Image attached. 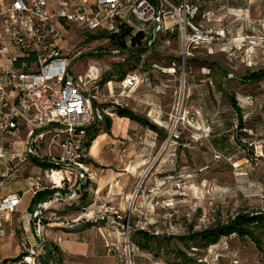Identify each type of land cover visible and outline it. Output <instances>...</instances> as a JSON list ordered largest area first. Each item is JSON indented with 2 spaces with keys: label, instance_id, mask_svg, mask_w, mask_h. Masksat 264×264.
<instances>
[{
  "label": "rangeland",
  "instance_id": "1",
  "mask_svg": "<svg viewBox=\"0 0 264 264\" xmlns=\"http://www.w3.org/2000/svg\"><path fill=\"white\" fill-rule=\"evenodd\" d=\"M232 1L199 0L198 5L206 16L203 21L206 31L224 30L225 37L193 51L185 60L184 80L180 77V46L176 36H163L164 42L156 43L149 52L138 56L131 51L144 48V43L140 40V47L132 45V37L136 35L131 36L129 32L121 38L124 48H114L109 36L100 32L87 33V36L72 28L66 32L60 47L69 59L70 73L82 78L91 70L98 75L95 104L104 110L101 116L111 114V121L115 119L111 107L118 100L119 106L135 111L162 131L151 147L145 143L149 140L150 128L140 124L119 143L110 144L108 138L101 143L104 136L94 139L84 158L92 159L93 164L83 167L85 178L81 179L79 196L48 198L51 211L61 218L49 219L52 212H45L42 221L50 227H45L44 233L47 244L59 248L61 263L181 264L171 254L172 250L180 249L196 260L195 264H264V238L261 251L248 239L239 241L235 236L222 238L207 249H195L188 241L176 239L206 229L217 220L225 221L239 211L264 212V80L244 79L250 73L264 71V56L254 52V57L246 56L244 63L242 54L231 50L232 35H236L234 39L238 36L241 39L245 30L236 31L231 19L223 18L218 23L214 15L219 9H227ZM241 2L250 6V15L246 13L245 19H260L264 23V0ZM128 57L131 62L127 61ZM247 59L257 62L252 69H248ZM172 61L176 62L173 75L153 70L150 86L141 85L130 94V99L119 97L120 71L126 74L146 71L152 64L167 68ZM108 79H111L108 81L111 93L107 90ZM230 95L235 98L239 111L229 104ZM235 121L239 128L233 131ZM97 124L104 131L102 120ZM207 126L210 133L205 138L201 130ZM49 143L47 139L39 147L40 155L46 153ZM100 145H103L101 156L94 158ZM49 151L52 156L61 155L59 141ZM32 166L28 162L9 172L12 177L6 188L28 191L32 177L39 170ZM77 167L72 163L67 167L72 171V182L81 172ZM63 187L62 194L67 188ZM29 195L30 192L26 197ZM29 212L21 204L6 223L7 233L13 231L14 236L0 238V254L4 259L10 260L18 253L22 238L31 243L38 241L32 232L33 220L28 224L22 218ZM81 214L91 220L78 222L80 226H76L78 223L66 225ZM75 226L80 228L75 230ZM137 230L157 235L161 241L159 248L151 253L134 246L131 236ZM76 232H84L76 235L77 240L86 243L89 249L73 257L63 253L61 243Z\"/></svg>",
  "mask_w": 264,
  "mask_h": 264
},
{
  "label": "built area",
  "instance_id": "2",
  "mask_svg": "<svg viewBox=\"0 0 264 264\" xmlns=\"http://www.w3.org/2000/svg\"><path fill=\"white\" fill-rule=\"evenodd\" d=\"M198 2L0 0V238L14 236L13 231L7 233L5 225L21 206L24 192L8 190L6 185L12 177L9 172L22 164L32 163L36 159L50 165L39 168L38 175L32 177L30 188L26 191L31 196L44 190H55L52 200L61 197L73 199L81 193V179L85 178L82 171H85L83 167L86 165V147L82 141L86 139L88 126L102 120L104 110L98 109L95 104L98 75L95 76L91 70L82 78L70 73L69 59L60 47L66 32L72 28L86 36L87 33L100 32L110 38L127 29L131 36L142 35L144 52H149L156 43L164 42L163 36H176L180 46V77L184 80L185 60L192 56L193 51L214 39L221 41L225 37L224 30L206 31L203 26L206 16ZM237 13H241L248 33H244L241 39H233L231 50L242 54L241 60L246 63V56L254 57V52L248 53V49H256L264 56V24L260 20L255 23L254 20L245 19L240 10ZM127 41H130V37ZM224 44L220 43L221 51ZM254 61L248 60V69L257 63ZM171 66L162 68L152 64L146 71L124 75L119 81V97L130 99V94L141 85L150 86L153 70L162 75H173L176 62L172 61ZM110 84L107 82L108 93H111ZM113 103L119 105L118 100ZM256 105L259 106L258 103ZM238 128L239 123L235 121L232 130ZM201 132L202 137L207 138L210 127H205ZM148 133L152 141L157 140L156 132L149 129ZM47 139L50 143L46 153L40 155L39 147ZM55 141H59L61 149L58 157L52 156L49 151ZM71 163L81 171L74 176L73 182L72 171L67 170ZM54 173L61 174L58 187L53 184ZM64 185L67 188L62 194ZM50 203L51 200L38 204L32 212L22 217L24 220L26 218L28 224L33 220L32 232L38 241L31 243L22 238L17 246L18 253L10 260L0 254V264H64L60 261L56 246L49 242L47 244L44 233L45 227L50 226L43 224L42 217L45 212H52ZM50 216L52 218L49 219L54 220L61 218L53 212ZM83 220L88 223L91 219L84 214L78 215L66 225Z\"/></svg>",
  "mask_w": 264,
  "mask_h": 264
},
{
  "label": "trees",
  "instance_id": "3",
  "mask_svg": "<svg viewBox=\"0 0 264 264\" xmlns=\"http://www.w3.org/2000/svg\"><path fill=\"white\" fill-rule=\"evenodd\" d=\"M129 31L127 29H123L119 35L110 37V41L112 42L114 48L120 47L124 48L125 44L122 42L121 38L126 37ZM142 39L141 34H137L136 36L132 37L131 43L132 45L135 44L137 47H140V40ZM136 48V47H135ZM145 50L143 47L132 49L131 52L133 54H137L139 56L140 53H143ZM131 57V56H130ZM130 57H128L127 61L131 62ZM125 71H120V75L118 78L122 79L125 75ZM246 80L248 81H261L264 80V71H255L254 73L248 74L245 76ZM111 79L106 80L107 82ZM102 84V83H101ZM100 84V85H101ZM229 104L235 108V110L239 111L238 106L236 105L235 98L230 95L229 97ZM111 113L115 114L117 117L120 118H127L131 122H136L145 128H150L157 135L160 134L162 130L158 128L155 124L151 123L143 116L137 114L135 111L124 107V106H112ZM240 121L241 126V118L238 120ZM96 122L91 126H88L86 129V143L85 147L88 151L92 145L94 139L98 136L100 132V125ZM102 124L104 125L103 133H107L110 135L111 129V119L109 115L103 114L102 116ZM86 151V152H87ZM86 164L92 163V159L89 161L84 160ZM34 166H37L40 169L50 167L49 164L45 162H40L36 159L32 160ZM93 164V163H92ZM55 190H44V192H39L34 195L31 200L29 201V207L27 211H32L38 204L44 203V201L48 200L49 197L53 195ZM230 236H235L239 241L249 240L253 243L258 251L263 249V238H264V212H247L245 210L236 212L233 216L228 217L225 221L217 220L212 226L198 231L197 233L190 234L186 237H179L176 238L179 241H188L189 244L192 245L193 248L198 249H207L210 246L217 244L222 238H228ZM131 243L139 247L141 250H145L147 252H151L159 248V244L161 243L160 238L153 233H148L144 230H137L131 236ZM57 250L59 248L55 247ZM171 254L173 255L174 259L179 260L181 264H195L196 260L188 256L184 251L180 249L172 250Z\"/></svg>",
  "mask_w": 264,
  "mask_h": 264
},
{
  "label": "crops",
  "instance_id": "4",
  "mask_svg": "<svg viewBox=\"0 0 264 264\" xmlns=\"http://www.w3.org/2000/svg\"><path fill=\"white\" fill-rule=\"evenodd\" d=\"M241 1L242 0H239V2H238V0H233L232 2L229 3V6H227V9L226 8L219 9L218 10V13L216 15H214L215 20L218 21V23H219V22H222L223 18H226L225 21H228L229 19H231V21L234 22L233 23L234 24V27L233 28H235L236 31L245 30L244 24H243L244 22H242V21H244V19L241 18V15L240 14L237 15L236 12L240 10L242 12V14L247 15L248 12H249L248 11L249 10L248 7H250V6H248V3H246V2L243 3ZM239 3H241V5H238ZM221 10H222V13H221ZM248 15H250V14H248ZM254 20H260V19H254ZM226 29H228V28L226 27ZM246 30H245V33L246 32L248 33V27H247ZM227 34H229V32ZM235 36L236 35H234V36L232 35V39H234ZM249 52H255V53H257L259 51H257L256 49H254V50L253 49H248V53ZM241 53H243V51ZM119 120H123V121H126V122H120L118 124V121ZM111 124H112L111 129H110L111 136H108L106 133H103V131H100L99 134H98V136L96 137V138H99V137H103L104 136V138H103L104 140L101 141V143H104L106 141V138H108L110 144H112V143H119V142H121L122 139L124 140L129 135V133H131V131L136 130L137 129V126H138V124L136 122H131L127 118H120V117H117V116H116L115 119H112ZM145 143L149 147H151L153 145L152 144L153 141L150 138H149V140L146 139L145 140ZM102 146L103 145H100L99 146L98 156L97 157H94L93 156L94 158H98L99 159V157L101 156L100 147H102ZM146 150H147V148H146ZM99 165H101V164H99ZM100 180H101L100 178L99 179H96V182L97 181H100ZM17 190H19V189H17ZM23 192H24V194L22 196L21 203L23 204V207L25 208V210H27V208L29 207V204H30L29 201L31 200V198L33 196H30L29 195V197H26V195H28L29 193H27L25 191H23ZM69 215H70V213H69ZM69 217H71V215ZM76 226H80V224L78 223V224H76ZM79 228L80 227H76L75 230L76 229H79ZM82 233H84V232L72 233V236L81 235ZM72 236H70L71 238L69 240H64L63 241V244L61 243V248H63V253H66L67 252L68 254H70L73 257L81 256L82 254L86 253L88 251V249H89L88 245L86 243H84V242L78 241L77 240L79 238L78 236H76V238H73Z\"/></svg>",
  "mask_w": 264,
  "mask_h": 264
},
{
  "label": "bare ground",
  "instance_id": "5",
  "mask_svg": "<svg viewBox=\"0 0 264 264\" xmlns=\"http://www.w3.org/2000/svg\"><path fill=\"white\" fill-rule=\"evenodd\" d=\"M182 89H183V80H182ZM60 179H61V174H56L54 173L52 176L53 184H55L57 187L60 185Z\"/></svg>",
  "mask_w": 264,
  "mask_h": 264
}]
</instances>
